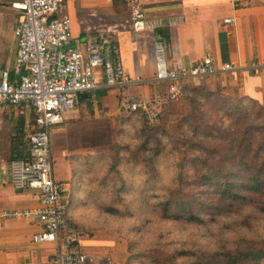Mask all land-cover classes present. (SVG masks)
<instances>
[{"label":"crops","instance_id":"1","mask_svg":"<svg viewBox=\"0 0 264 264\" xmlns=\"http://www.w3.org/2000/svg\"><path fill=\"white\" fill-rule=\"evenodd\" d=\"M140 2L147 17L160 21L162 27L141 35L134 33L129 27L130 16L124 0L117 5L113 0H65L72 37L81 49L85 50L89 40L103 39L108 58L119 61L133 81L123 87L105 88L97 69L99 86L82 94L76 108L64 115L60 125L75 126L86 141L80 142L79 148L70 146L68 141L58 149L51 148L52 158L58 154L67 164V174L55 178L69 187L74 183L77 194L82 192L83 180L80 173L74 172L73 165H81L85 154L99 142L108 116L121 118L129 111L126 106L131 97L148 100L166 93V83L154 80L158 43H162L170 67L187 69L200 63L207 54L217 69L230 64L231 71H216L209 77L222 81L229 78L228 83L220 85L228 95L253 100L264 107V0H239L238 6L232 0ZM229 17L234 21L224 24L223 19ZM17 18L9 4L0 2V74L7 70L12 77L16 53L13 28ZM167 21L171 24H166ZM131 89L134 93H130ZM33 119L29 104L18 107L0 104V264H55L57 246L32 241L33 234L40 231L36 220L3 216L38 208L35 191L16 189L9 172L11 161L25 157Z\"/></svg>","mask_w":264,"mask_h":264},{"label":"built area","instance_id":"2","mask_svg":"<svg viewBox=\"0 0 264 264\" xmlns=\"http://www.w3.org/2000/svg\"><path fill=\"white\" fill-rule=\"evenodd\" d=\"M238 6L239 0H232ZM17 13L13 28L16 40L14 76L10 71L0 74V104L18 107L29 104L34 113L32 132L28 136L24 159L10 162L13 186L18 190L35 191L38 208L13 211L3 216L33 218L40 231L33 234V243H53L57 246L55 264H107L82 249L84 233L67 219L70 187L53 177V158L48 135L49 127L60 125L67 111L76 108L79 97L94 91L99 83L96 69H100L105 88L123 87L133 83L121 63L106 55L103 39L89 40L85 50L74 40L71 21L66 14L65 0H0ZM130 28L134 33H145L162 23L149 19L140 0H124ZM232 17L223 19L231 24ZM168 25L171 21H167ZM230 64L215 68L207 54L189 68L170 67L165 59L162 43L155 48L154 80L166 83V93L158 98L131 97L127 109L156 116V109L176 101L182 81L205 78L216 71L232 70Z\"/></svg>","mask_w":264,"mask_h":264},{"label":"rangeland","instance_id":"3","mask_svg":"<svg viewBox=\"0 0 264 264\" xmlns=\"http://www.w3.org/2000/svg\"><path fill=\"white\" fill-rule=\"evenodd\" d=\"M210 77L183 80L177 100L154 110L152 113H156V116L142 113L143 117H133L125 123L122 120L129 113H124L126 115L122 119L108 116L106 130L102 131L99 142L90 149V153L85 154L86 157H99V160H95L97 163L93 167L84 169L87 188L75 201L74 222L84 233L80 243L85 252L93 251L90 253L107 258V264H148L145 251H153L161 258L169 257L173 252H194L197 249L213 255L217 251L223 253L234 248L243 237L264 234V221L252 216L253 212L244 210L229 216H218L206 225L199 226L164 220L151 209L153 200L150 195L164 190L171 184L170 178L173 177L169 151L168 156L153 157L155 137L160 138L161 146L166 145L167 150L172 148V140H180L177 125L183 119L187 120L183 132L187 131L190 123L196 121L202 124L205 121L216 123L222 128L231 125L233 117L227 112L226 105L242 98H234L221 88L220 85L225 84V81L228 83L229 78L222 81ZM184 88L205 90L226 99L228 103L211 106L206 102L205 93L185 94ZM130 93H134L132 89ZM48 135L52 149H58L65 141L79 148V143L86 141L83 132L76 130L75 126L70 127L69 123L49 127ZM155 165L159 171L158 181L151 180ZM73 168L80 166L74 164ZM63 173L67 174V164L55 154L54 179ZM123 180L127 185H132L131 193L124 194L125 190L121 189ZM140 188L149 196L147 200L135 199L137 196L134 192ZM158 245L161 247L155 248ZM195 258L192 256L184 263L191 264Z\"/></svg>","mask_w":264,"mask_h":264},{"label":"trees","instance_id":"4","mask_svg":"<svg viewBox=\"0 0 264 264\" xmlns=\"http://www.w3.org/2000/svg\"><path fill=\"white\" fill-rule=\"evenodd\" d=\"M113 3L117 5L121 0H113ZM184 93H205L206 102L211 106L228 103L226 99L201 89L184 88ZM226 106L227 112L233 117L229 127L222 128L216 123L205 121L202 124L196 121L190 124L188 122V129L183 132L187 123L183 119L177 125L180 140H172V148L167 150L166 145L161 146L160 138L155 137L156 150L153 157L168 156L169 151V156H172L170 168H173L171 184L160 193L150 195L153 200L151 209L160 218L200 226L218 216H229L244 210L253 212L252 216L264 221V107L245 98L229 102ZM125 113L129 115L122 120L124 123L133 117L144 116L140 111ZM204 114L206 117V113ZM95 160L98 161L99 157L84 156L80 168L74 169L75 173L81 170L82 192L87 188L84 169L93 167L97 163ZM120 160L118 157V161ZM152 160L150 162L153 165ZM154 168L151 180L158 181L159 171L156 165ZM121 184L124 194L132 192V185H127L125 180ZM82 192L77 194L74 183L70 187L67 219L78 229L82 228L74 222L75 201ZM134 195L138 201L149 198L141 188ZM157 247L161 246H155ZM145 253L148 264H186L184 262L192 256L197 258L191 264H264V234L243 237L234 248L223 253L217 251L213 255L198 249L194 252L177 251L162 258L153 251Z\"/></svg>","mask_w":264,"mask_h":264}]
</instances>
